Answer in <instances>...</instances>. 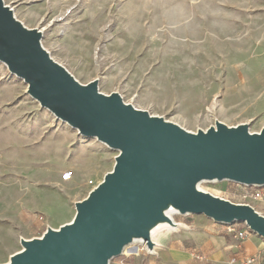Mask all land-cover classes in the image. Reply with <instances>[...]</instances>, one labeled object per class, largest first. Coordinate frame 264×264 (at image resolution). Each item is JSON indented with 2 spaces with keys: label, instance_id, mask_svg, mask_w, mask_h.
<instances>
[{
  "label": "rangeland",
  "instance_id": "obj_1",
  "mask_svg": "<svg viewBox=\"0 0 264 264\" xmlns=\"http://www.w3.org/2000/svg\"><path fill=\"white\" fill-rule=\"evenodd\" d=\"M2 1L24 27L41 32L43 49L81 85L96 80L101 94L117 93L193 133L217 121L245 124L250 133L264 128V0ZM117 154L42 107L0 62V264L22 249L21 239L71 221L75 203ZM202 188L264 216L263 202L253 199L256 191L264 199V186ZM146 250L141 243L122 254Z\"/></svg>",
  "mask_w": 264,
  "mask_h": 264
},
{
  "label": "water",
  "instance_id": "obj_2",
  "mask_svg": "<svg viewBox=\"0 0 264 264\" xmlns=\"http://www.w3.org/2000/svg\"><path fill=\"white\" fill-rule=\"evenodd\" d=\"M0 0V62L27 84V93L83 136L117 150L112 169L83 200L71 221L21 239L6 264H109L133 239L148 249L149 230L176 215H204L219 224L242 223L264 239V216L198 189L202 182L264 186V128L216 122L189 132L125 104L119 94L98 92L97 81L79 84L53 61ZM172 222V221H171ZM173 223V222H172Z\"/></svg>",
  "mask_w": 264,
  "mask_h": 264
},
{
  "label": "crops",
  "instance_id": "obj_3",
  "mask_svg": "<svg viewBox=\"0 0 264 264\" xmlns=\"http://www.w3.org/2000/svg\"><path fill=\"white\" fill-rule=\"evenodd\" d=\"M179 218L181 227L162 233L151 253L142 251L137 257L122 254L119 264H264V239L248 229L244 230V239H239L236 231L241 225H232L236 231L230 232V225L204 215Z\"/></svg>",
  "mask_w": 264,
  "mask_h": 264
},
{
  "label": "bare ground",
  "instance_id": "obj_4",
  "mask_svg": "<svg viewBox=\"0 0 264 264\" xmlns=\"http://www.w3.org/2000/svg\"><path fill=\"white\" fill-rule=\"evenodd\" d=\"M204 182L198 184V189L200 190H203L202 188V185H203ZM204 191V190H203ZM177 213V211L175 209H170L166 212V216L170 219V222L169 221H164V222H159L157 223L155 226H153L150 230H149V234H150V240L151 242L155 245V241L153 240V235L155 234V232H157L158 230L162 229V228H168V229H172V230H175L177 229L178 227H181L180 225H177L174 220H173V216ZM173 223H172V222ZM145 244V242H143L142 240H139V239H133V241L125 246V248L123 249V252H125V250L129 247H132L134 245H137V244Z\"/></svg>",
  "mask_w": 264,
  "mask_h": 264
},
{
  "label": "built area",
  "instance_id": "obj_5",
  "mask_svg": "<svg viewBox=\"0 0 264 264\" xmlns=\"http://www.w3.org/2000/svg\"><path fill=\"white\" fill-rule=\"evenodd\" d=\"M253 199L254 200H258V201H261L260 203H262L263 202V204H264V199H263V195H262V193L261 192H259V191H256L255 193H254V195H253ZM249 205V204H248ZM251 206V205H250ZM252 207V206H251ZM253 208V207H252ZM254 209V208H253ZM234 224H239V225H241V228L238 230V231H236L234 228H233V226L232 225H234ZM230 226H228L229 228H227V230L228 231H230V232H234V231H236L237 232V237L239 238V239H244V230L245 229H248L247 227H246V225L245 224H242V223H233V224H229ZM148 253H151L152 251H153V248L152 249H148L147 248V250H146Z\"/></svg>",
  "mask_w": 264,
  "mask_h": 264
},
{
  "label": "trees",
  "instance_id": "obj_6",
  "mask_svg": "<svg viewBox=\"0 0 264 264\" xmlns=\"http://www.w3.org/2000/svg\"><path fill=\"white\" fill-rule=\"evenodd\" d=\"M223 182H225V184H226V190L227 191H232L233 188H243L244 187L243 185H239V184L232 183L229 181H223Z\"/></svg>",
  "mask_w": 264,
  "mask_h": 264
}]
</instances>
